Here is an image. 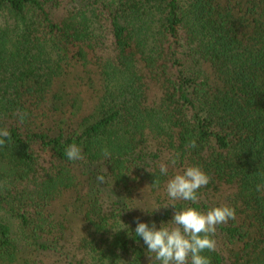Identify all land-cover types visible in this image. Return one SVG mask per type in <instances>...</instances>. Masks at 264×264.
I'll use <instances>...</instances> for the list:
<instances>
[{
  "label": "trees",
  "instance_id": "trees-1",
  "mask_svg": "<svg viewBox=\"0 0 264 264\" xmlns=\"http://www.w3.org/2000/svg\"><path fill=\"white\" fill-rule=\"evenodd\" d=\"M0 128V264H149L136 218L222 205L203 255L264 264V0H0Z\"/></svg>",
  "mask_w": 264,
  "mask_h": 264
},
{
  "label": "clouds",
  "instance_id": "clouds-1",
  "mask_svg": "<svg viewBox=\"0 0 264 264\" xmlns=\"http://www.w3.org/2000/svg\"><path fill=\"white\" fill-rule=\"evenodd\" d=\"M9 138L8 129L0 128V146ZM195 146V141H190V147ZM102 153L106 158L110 156L107 148L102 149ZM65 155L69 161L83 159L82 151L76 144L69 145ZM171 163H176L175 157ZM167 172L168 166L160 164V173L166 175ZM97 180L104 183L105 175H98ZM209 182V175L199 166H188L168 180L166 193L171 201H189L195 204L199 200V190ZM170 206L175 208V204ZM235 217V209L228 205L212 207L206 212L186 207L174 213L169 221L171 227L167 226L169 222L161 223L159 229L152 222L150 227L148 223L136 218L135 235L146 245L149 264H211L210 257L203 253L215 251L214 236L217 226L227 224L229 220H235Z\"/></svg>",
  "mask_w": 264,
  "mask_h": 264
}]
</instances>
